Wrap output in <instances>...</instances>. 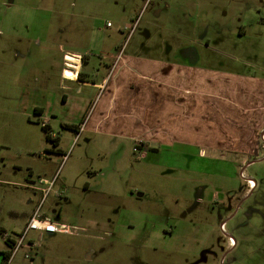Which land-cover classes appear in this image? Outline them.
<instances>
[{
  "label": "rangeland",
  "instance_id": "1",
  "mask_svg": "<svg viewBox=\"0 0 264 264\" xmlns=\"http://www.w3.org/2000/svg\"><path fill=\"white\" fill-rule=\"evenodd\" d=\"M28 24L33 31L23 33ZM13 27L26 38L12 36ZM0 30V252L4 235L21 231L40 202L30 188L59 169L40 212L72 235L30 232L34 247L26 241L19 264L32 257L35 264H264L261 145L244 161L226 153L200 157L182 145L150 151L123 142L109 150L53 123L49 134L61 138L66 158L51 159L44 125L33 117L35 95L20 96L47 79L60 94L69 43L100 44L104 53L129 43L139 55L167 62L193 55L200 66L264 77V0H0ZM16 49L24 61H15ZM91 59L98 68L100 60ZM70 94L66 104L57 96V114L77 117ZM247 160L253 163L244 167ZM245 179L254 182L250 190Z\"/></svg>",
  "mask_w": 264,
  "mask_h": 264
},
{
  "label": "crops",
  "instance_id": "2",
  "mask_svg": "<svg viewBox=\"0 0 264 264\" xmlns=\"http://www.w3.org/2000/svg\"><path fill=\"white\" fill-rule=\"evenodd\" d=\"M32 27L28 24L23 33L33 31L29 30ZM15 28L8 32L19 41L24 40L23 34H14L18 32ZM0 35H4L2 30ZM128 45L119 48L117 44L104 53L100 44L90 48L69 43L65 45L58 71L60 94L49 89L47 79L42 88L23 87L20 96L29 98L30 92L34 93L33 117L41 125L49 129L53 123L75 126L78 133L74 139L87 133L96 143L109 146V150L123 142L150 151L154 144L182 145L185 149L196 148L200 157L226 153L242 161L256 156L260 145L264 150L259 139L260 131L264 130V77L228 70L223 64L200 66L191 60L195 58L193 55L190 59L167 62L139 55ZM11 51L15 61L19 57L24 61V52ZM91 57L100 60L98 68L92 65ZM66 71L74 77H65ZM71 91L78 101L75 110L78 116L57 114V96L66 104ZM26 102L22 110L28 116L30 101ZM60 139L54 150L59 152H52L51 159L66 155ZM252 163L247 160L244 165ZM8 248L5 243L1 252L9 251ZM19 254L14 258L16 264L20 263ZM35 261L32 257L29 264Z\"/></svg>",
  "mask_w": 264,
  "mask_h": 264
},
{
  "label": "built area",
  "instance_id": "3",
  "mask_svg": "<svg viewBox=\"0 0 264 264\" xmlns=\"http://www.w3.org/2000/svg\"><path fill=\"white\" fill-rule=\"evenodd\" d=\"M107 27L110 26L109 23L106 25ZM64 76L65 73L63 72ZM259 139L263 144L264 147V130L260 131ZM61 158L65 160L66 155H61ZM249 165V164H248ZM246 165L245 167H247ZM59 169L53 174L51 180H47L44 178H38V185L34 186L33 189L38 191L40 193V202L36 206L35 210L29 217V219L26 221L25 225L23 226L22 230L19 232H16L12 235H4V240L6 245L9 247V256L6 259L4 264H12L14 261L15 256L21 252V249H25V243L27 241V245L30 246V248L34 247V242L32 239H28V235L30 232H49V233H58V234H66V235H72V229L68 226L58 225L56 223H53L51 220H49L47 217H45L43 214H41V208L42 205L47 198L50 190L53 188L55 183L57 182L59 178ZM240 176L242 178L243 175L240 173ZM246 184L248 186V189H251L254 185L253 181L251 179H245ZM40 186V187H38ZM221 229L223 230V224L221 225ZM230 247L233 245V242L229 241ZM23 258L26 260L31 259L29 253L25 251V254L23 255Z\"/></svg>",
  "mask_w": 264,
  "mask_h": 264
},
{
  "label": "trees",
  "instance_id": "4",
  "mask_svg": "<svg viewBox=\"0 0 264 264\" xmlns=\"http://www.w3.org/2000/svg\"><path fill=\"white\" fill-rule=\"evenodd\" d=\"M65 130H69V131H72V132H74L75 134H77L78 132H77V129H76V127L75 126H72V125H65L64 127H63ZM42 129H43V132H44V134H45V140L47 141V142H50L51 144H52V147H53V149L52 150H50L49 152L50 153H52V152H59L58 150L57 151H54V149H57V147H58V145H59V138H57V137H52L50 134H49V128L46 126V125H44V126H42ZM136 149H138V147H136ZM61 154V153H60ZM1 255H2V262H1V264H4L5 263V261H6V259L8 258V256H9V251H5V252H1Z\"/></svg>",
  "mask_w": 264,
  "mask_h": 264
},
{
  "label": "flooded vegetation",
  "instance_id": "5",
  "mask_svg": "<svg viewBox=\"0 0 264 264\" xmlns=\"http://www.w3.org/2000/svg\"><path fill=\"white\" fill-rule=\"evenodd\" d=\"M253 183H254V182H253ZM253 186H254V185H253ZM252 188H253V187H252ZM222 224H223V230L221 229V225H222ZM220 230H221L222 232H224V222L220 223ZM230 240H231L232 242H234V241L229 237V238H228V243H229ZM233 245H234V243H233ZM233 245H232V246H233ZM232 246H231V247H232ZM231 247H230V245H229V248H231Z\"/></svg>",
  "mask_w": 264,
  "mask_h": 264
},
{
  "label": "bare ground",
  "instance_id": "6",
  "mask_svg": "<svg viewBox=\"0 0 264 264\" xmlns=\"http://www.w3.org/2000/svg\"><path fill=\"white\" fill-rule=\"evenodd\" d=\"M65 75L69 78H73L74 77V74L71 73L70 71H66Z\"/></svg>",
  "mask_w": 264,
  "mask_h": 264
}]
</instances>
